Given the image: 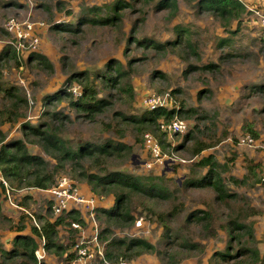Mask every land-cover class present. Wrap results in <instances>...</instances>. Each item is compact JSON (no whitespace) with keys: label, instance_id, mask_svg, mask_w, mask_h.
Segmentation results:
<instances>
[{"label":"trees","instance_id":"trees-1","mask_svg":"<svg viewBox=\"0 0 264 264\" xmlns=\"http://www.w3.org/2000/svg\"><path fill=\"white\" fill-rule=\"evenodd\" d=\"M180 1L193 4L192 7L197 13L212 16L225 32L231 34L226 38H218L215 42L217 48L234 42V37L241 32L242 22L251 13L241 0H140L142 21H146L147 14L152 10L165 11L171 18L176 16ZM8 3L10 2L0 4ZM133 5L132 1L114 0L103 8L84 6L75 18L67 22L56 21L51 24L50 29L68 32L80 41L87 31L94 28L120 29L126 11ZM135 32L134 27L127 37L124 50L127 66L120 59H111L104 71L89 68L71 71L55 93L44 96V118L37 124L27 120V98L20 95L18 88L0 82V173L14 192L46 191L57 183L56 180L62 174H67L77 183L88 186L98 199L113 196L111 206L96 207L97 219L101 218L104 222L98 239L104 243V256L108 261H100L99 264H118L122 259L133 260L151 253H156L162 264H180L182 253L185 255L191 250H203V246L192 242L189 233H186V229L189 231L194 227L212 237L219 235L220 230L226 234L228 247L210 257L209 264H263L259 251L248 246L254 243L255 237L252 224L247 220L251 215L260 214L259 211L245 196L229 191L222 172L229 171L231 165L220 163L212 154L202 156L205 150L221 142L224 135L220 134L218 137L215 129L211 127L208 131H201L196 124L179 142L173 143L168 132L163 130L162 124L167 125L176 117L192 120L197 116V109L186 107L184 99L180 97L182 90H172L169 85L159 88L158 92L168 90L175 99V107H157L142 112L136 110V90L132 82V75L138 68L136 61H143L150 54L162 56L172 53L186 64V72L197 69L204 74L221 73L219 62L197 64L202 59L201 46L195 38L197 33L193 27L174 26L172 37L164 42L150 35L138 39ZM135 51L140 55H134ZM21 54L24 57L19 55L13 43L5 45L0 52V70L9 60H13L17 66L31 65L49 73L54 72L55 68L48 57L35 51ZM229 56L231 53H226L220 59ZM155 76L165 78L157 71L151 74V78ZM74 84L80 87L79 94L74 92ZM206 92L208 95L212 94L211 89H206ZM253 93L254 96L264 98V83L255 84L244 96ZM62 103H66L74 116L58 109ZM261 110L264 111V105ZM98 121H103L100 124L102 128L113 133L115 137L97 141L75 137L71 132L75 122L96 124ZM17 123L21 125L23 137L10 140L3 127ZM129 129L136 133L140 143H146V134L152 133L158 140L162 154H185L190 159L200 158L191 164L186 178L181 183L176 182L177 187L174 189L166 186L163 175L154 177L127 173L123 166L134 158L133 145L124 140ZM246 132L254 139L259 138L257 130L251 124ZM30 147H40L53 163L32 153ZM235 157L230 159L231 163ZM205 168L207 171L203 172ZM177 169L178 165L172 166L174 172ZM246 169L245 178H231L234 183L247 184L249 179L264 183L262 177L258 178V174L264 171L261 163L249 159ZM180 188L212 189L215 201L222 207L189 213L183 225L178 226L183 229L179 230L170 221L183 212L182 205L177 202ZM6 190L5 184L0 182V229L9 225L10 229H14L15 236L10 248L0 243V264H45L38 262L35 253L43 239L48 254L63 259L65 264L74 260L76 255L70 248L74 244L73 236L77 230L72 227V223H79L85 228L88 220L84 218V214L72 208L62 215H56L52 209L53 200L48 198V214L23 213L20 221L14 223L3 212V201L7 200ZM32 192L28 191L23 196L19 208H31V204L35 203ZM164 203L173 204L172 210L157 209ZM136 205L157 216L163 227V247L156 248L150 241L140 237L114 235L115 229H127L134 225L137 217L133 211ZM60 227L72 232L70 244L67 246L59 243Z\"/></svg>","mask_w":264,"mask_h":264},{"label":"rangeland","instance_id":"rangeland-1","mask_svg":"<svg viewBox=\"0 0 264 264\" xmlns=\"http://www.w3.org/2000/svg\"><path fill=\"white\" fill-rule=\"evenodd\" d=\"M112 1L114 0H0V3L10 2L6 5L0 4V52L5 45L15 44L18 40L23 45V52L35 51L46 56L52 61L55 68L53 73H49L47 70L36 69L31 65L17 66L15 61L9 60L6 65L1 67L0 82L3 85L18 88L20 95L27 98L29 102L27 120L32 124H37L44 118V96L55 93L64 84L71 71L84 68L104 71L106 64L111 59H120L127 66V55L124 54V50L127 46V37L134 27L138 39L150 35L162 42L172 37L173 28L176 25L195 28L197 33L195 38L200 43L202 57L197 64L218 61L221 73L208 72L204 74L197 69L186 72V64L174 54L168 53L162 56L150 54L143 61L135 62L138 68L132 75V82L136 90V110L137 112H142L145 109L150 110L157 103L162 104L159 106L161 108L175 107L177 105L175 99L168 90L158 92L159 88L169 85L172 90H182L180 97L184 99L186 107L197 109V116L194 119H183L188 124L185 133L173 135L168 132L173 143L179 142L182 136L196 124L199 125L201 131H208L211 127V129H215L218 137L220 134L224 135L221 142L205 150L202 156L212 154L220 163L231 165L229 171L222 172L229 191L245 196L259 211L260 214L251 215L247 220L252 224L255 237L254 243H250L248 246L255 247L259 251L264 264V183L249 179L247 184H236L231 179L233 177L241 180L246 177V163L249 159L261 163L264 167V111L261 110L264 98L254 96V93L244 96V93H248L255 84L264 83V26L261 24L259 16H255L256 14L251 10H257L264 14V0H241L251 13L246 21L242 22L241 32L234 37V42L222 48L216 47V40L226 38L231 34L225 32L212 16L197 13L196 9L192 7L193 4L182 1H180L179 13L176 16L171 18L165 11L155 12L152 10L147 14L146 21L143 22L140 0H124L125 2L132 1L134 5L126 11L120 29L94 28L87 31L80 41L68 32H57L50 29L51 24L56 21L67 22L73 17L75 18L84 6H101L103 8ZM11 18L16 19L17 27L13 29L6 27V23ZM226 53H231V56L220 59V56ZM134 55H140V53L135 51ZM154 71L165 78L155 76L152 79L151 74ZM73 89L76 94L81 92L77 84H74ZM206 89H211L212 94L208 95ZM152 99L155 100L152 101ZM58 109L74 116L66 103L59 104ZM175 119L180 118L176 117ZM101 122L103 121H98L96 124L75 122L71 132L75 137L81 136L97 141L115 137L113 133L102 128ZM250 124L257 130L259 138H253V141L248 143L242 140L249 135L246 129ZM3 129L8 133L10 140L23 137L20 123L13 126L5 125ZM150 135L153 134L150 133ZM124 140L133 145L134 158L123 166V170L135 175H152L154 177L163 175L169 189L176 188V182L181 183L189 173L191 164L200 158L190 159L185 154L181 156L165 153L163 154L165 160L159 162L147 150L145 141L142 143L138 141L137 135L132 129L127 131ZM30 149L32 153L41 155L51 164L53 163L40 147H30ZM232 157H235L233 163L230 160ZM173 165H178L176 172L172 170ZM206 171L207 168L203 170V172ZM1 175L0 173V177ZM261 177L264 180V171L258 174V178ZM63 178H66L70 185L73 182V186H76L75 189L79 191L80 195L93 197L96 205L106 206L112 203V201H108L113 198L112 196L108 197L109 199H98L88 186L77 183L67 174H62L56 180L58 185ZM28 191L30 190L19 192L10 190L9 194L6 192L7 200L3 201V212L14 223L20 221L23 213L48 214L47 201L48 198L52 199V196L50 192L44 190L32 192L35 203L31 204V208L27 210L19 208L20 201L25 194H28ZM177 202L178 205H182L183 212L170 221V224L179 230L182 227L178 226L183 225L189 213L208 210L211 207H222L215 201L212 189L186 190L180 188ZM72 205V203L69 204V207H73ZM172 207L173 204L164 203L157 209L171 211ZM133 212L137 217L134 225L127 229H115L114 235L117 237H140L150 241L156 248L163 247L165 241L163 227L158 222L157 216L149 214L138 205L134 207ZM84 218H87V215H84ZM103 226V219H97L96 214L94 231L97 228L101 230ZM85 228L89 233L92 232V220H88ZM14 233V229H10L9 225L0 229V243L6 248H10ZM71 233L60 227L59 243L64 246L69 245ZM186 233H189L192 242L203 246V250L201 252L191 250L185 255L182 253L180 264H209L210 257L228 247V239L222 230L219 235L214 237L204 234L197 227L189 231L186 229ZM104 248L105 246H103V250ZM100 261V256L96 255L91 264H99ZM120 262L123 264H162L156 253L144 254L133 260L122 259ZM47 263L65 264L63 259L53 254H49Z\"/></svg>","mask_w":264,"mask_h":264},{"label":"built area","instance_id":"built-area-1","mask_svg":"<svg viewBox=\"0 0 264 264\" xmlns=\"http://www.w3.org/2000/svg\"><path fill=\"white\" fill-rule=\"evenodd\" d=\"M256 15L259 16L261 19V24L264 26V14H261L257 10L251 9ZM16 19H9L6 23V27L8 26L10 29H13L17 27L15 23ZM29 28H32L29 26ZM22 36V35H20ZM17 48V51L21 57H24L21 53L22 51V44L16 41L14 44ZM155 99H152V101ZM150 100V102H152ZM149 102V103H150ZM148 103V104H149ZM155 103H157L155 101ZM162 104H155L153 109H156ZM163 130L169 132V133H178L183 134L187 131L188 124L182 120V119H174L169 124L165 125L162 124ZM246 139L242 141H247L248 143H251L253 141V138L251 136H246ZM146 147L147 150L152 154V156L156 159V161L163 162L165 160L164 155L162 154L161 147L158 143L157 138L155 136L150 135V133L146 134ZM59 181V180H58ZM0 182H3L5 186L7 187L6 192L9 194L10 188L8 181L5 180V178L1 175ZM68 184L65 186V184ZM58 183V182H57ZM55 184L52 189L46 190L48 193L50 192L53 200L52 209L56 215H62L66 210L68 209H78L81 213L84 215H87V220H92L93 222V229L92 232H88L86 228L81 226L79 223H72V227L77 230V233L75 235V241L70 249L75 255L76 258L72 260L69 264H91L96 255H99L101 258V261L104 263H108V261L105 259L104 256V250H103V243L98 239V233L99 229L97 228L96 231H94V226L96 223V204L95 199L93 197H85L79 194V191H77L74 187V183L70 185L68 180L66 178H63L60 181V184ZM58 185V186H57ZM57 186V187H56ZM10 189V190H9ZM75 189V190H74ZM9 190V191H8ZM73 204V207H69V204ZM45 240H42V243L40 244L39 248L36 250V257L39 263H45L48 253L44 247ZM123 264V263H119Z\"/></svg>","mask_w":264,"mask_h":264},{"label":"crops","instance_id":"crops-1","mask_svg":"<svg viewBox=\"0 0 264 264\" xmlns=\"http://www.w3.org/2000/svg\"><path fill=\"white\" fill-rule=\"evenodd\" d=\"M32 191H34V190H30V192H32ZM113 197V196H112ZM114 198V197H113ZM113 198H108L109 200L108 201H112V203H113ZM107 201V202H108ZM112 203H109L108 205H106V206H111L112 205ZM73 237H75V236H73ZM70 238H71V234H70ZM73 239V238H72ZM48 257H49V254H48V256H47V259H46V262H47V260H48ZM48 264V263H47Z\"/></svg>","mask_w":264,"mask_h":264}]
</instances>
